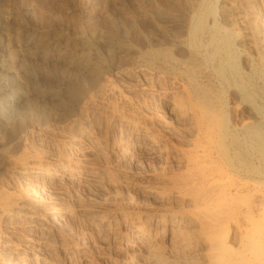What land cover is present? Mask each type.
<instances>
[{
	"label": "rangeland",
	"instance_id": "1",
	"mask_svg": "<svg viewBox=\"0 0 264 264\" xmlns=\"http://www.w3.org/2000/svg\"><path fill=\"white\" fill-rule=\"evenodd\" d=\"M180 1L173 0L172 2V0H169L168 2H171L172 4H168L167 2V5H165V2L162 0H0V56L21 84L18 98L5 100V98L0 97L1 194L2 191L4 192L6 190L8 192L20 190L17 181L10 180V177L7 175L9 174L8 171L10 170L11 165H13L12 163L15 162V159L17 161L21 158L28 157V154H37V157L39 155L42 156L41 158L40 156L38 158L42 159L43 163L50 168L53 167L54 164L58 163L60 159L62 161L63 158L68 161L70 160L71 162L75 159L78 161L79 159L81 160V153L77 147L73 146L69 151L68 149L65 150L63 144H61L63 143V135L66 133L65 131L68 130V126L64 123V120L70 115L88 116L85 123L87 127L89 126L88 129L92 131H90L91 135H93L91 136V139L96 143V145H100L103 149L101 154L95 155L96 158L93 156L95 159L91 157V159H93L92 162L94 161L93 163L98 168V172L100 174L102 173L101 175H103V173L104 175L106 173H110L109 175L106 174L105 177H103L105 180L109 181L110 185L103 179L105 184L103 183L104 186L102 187V197H100V193H98L97 199H95V202L92 203L93 205H98L100 207H98L100 210L98 213L102 212L105 216L103 221L99 222L97 219L94 220V223L98 222L97 226H93V222L92 224H89L87 217L83 212H80L78 206L80 202V204L86 203L92 205L87 202L89 193L84 189L82 183L76 181L73 182V187L71 186L68 188V190L72 192H69L66 189V193L63 196L65 198H63V202L65 205H71L72 215L69 217L71 221L69 219L65 221L63 220L64 223L61 221L62 228L60 230L64 231L63 235H65V244H67V246L74 247V250L73 252H66L67 250L63 251V249L60 250L61 248L56 245L57 239L52 236L54 231L52 232L50 230L52 233L51 238H53L55 245V251L53 250V253L50 256L51 258H49L53 259L55 257L53 261L56 260L57 264H84L83 257L88 260V264H146V262H144L145 260L143 261V259H141L143 258V255L141 257V253L137 250L138 248L132 245V243L129 245L127 243L131 222L128 220H131L132 217H139L140 220L142 218L139 223V225L142 224L139 226L140 230L143 228L142 231H146L145 233L150 237V242H152L151 246L162 252L163 255L165 254V257L170 256V251L172 249V251H177H174V253L176 252L182 256L184 255L181 260H186L187 264H190L191 262L192 264H199V259H196L195 257L191 258L188 252L196 245L197 246L192 249L201 248V242H199L197 238L192 237L196 234L195 223L193 225L192 222L189 223L190 221L188 219H184L188 218L187 216L191 215L194 211V203L189 198L192 197L191 199H194L196 197H193V195L196 193L199 194L197 190L198 184H194L198 181V178L196 175H193L197 173L199 169L198 167L192 168L190 164L188 166L185 159L187 158V155H190V153H194V155L202 153L203 147L207 150L208 155V159L206 161H202V163H205L203 164L204 168H207L208 165H210V162H219L221 166L223 165L222 167L225 171L228 170L227 175L230 177V180H224L222 185H228L233 181H235V183H240V196L238 195L239 198L234 199L233 203H236L237 206L236 204H233L235 206L233 208L235 209L234 214H239L238 212H240V221L242 224L245 223L243 216L248 213V209L250 207H252L255 211L253 214L258 215L257 208L262 205L264 206V150H262V141L260 140L261 129H264V113L262 114L264 111V75H262V73L264 74V70L262 72V69L258 68L255 59L250 57L251 62L249 61L250 63L248 62L247 64L243 57H241L242 50L238 45V37L236 36L240 33V29L238 30L236 27L232 28L230 26L228 27V32H224L221 29V25H223L221 17L216 10L213 9L218 3L217 0H190L191 2H189L192 5H190V3L186 4L187 7H185L186 5L183 3L185 0ZM240 1L241 0H238V9H240L241 5L246 7L252 3L253 5H251V7L253 6L255 11L261 9L257 0H242L243 2L241 3ZM157 3L159 4L158 6ZM168 5L176 7L175 10L178 9V12L174 10L175 12L173 11L171 13V15L173 14L172 16H165V18H152L148 15V11H150V9L156 10V8H164ZM151 6H153V8H150ZM187 8L188 10H185ZM254 10L250 9L251 15L248 13V16H244L246 21L249 20L247 23L253 20V16H255L256 13ZM190 11H192V13ZM212 12L215 15L212 16ZM239 12H237V14ZM178 13L179 17H176L178 16ZM190 13L193 15L190 16ZM239 14L243 15V13ZM169 17H171V19ZM115 18H117V20ZM130 19H132L131 21H136L134 30L136 31V34L132 31L134 35L130 33L126 37V41L129 44L127 46L128 48H114L110 53L99 37L97 38L100 40L93 37L92 33L101 31L99 32L101 34L109 21L115 20V22L118 21L119 23H124L127 21L129 22ZM184 19L187 21L185 22ZM157 23L160 25H157ZM183 26L185 27L182 28ZM145 27L146 31L143 29ZM175 27H177L176 30ZM149 31H151V33ZM28 33L33 35V39L30 43L32 44V47L31 45H28L30 42H28L26 38ZM99 33L97 36L100 35ZM174 34L175 36H173ZM139 35H141L142 38L138 37ZM152 35L153 37H151ZM129 36L135 37L129 38ZM182 36L183 39L180 38V42L184 41L181 42L182 44L180 48H175L176 45L180 44H174L176 43L175 41L178 39L177 42H179L178 37ZM156 39H158L157 41L160 39L162 42L159 41V45H157ZM167 40H171V42L169 41L167 43ZM24 43L25 46H23ZM155 43L160 47V50H162V54H153L154 51L159 48L156 47ZM163 43L165 45H163ZM26 44L30 46L29 50L33 51L39 47L44 50L46 49L45 53L42 57L40 56V58L32 52L26 57L25 55H28V53H25L27 52V48H29ZM227 46L229 48H226ZM231 46L232 48H230ZM237 46L238 48H236ZM24 47L25 49H23ZM81 47H87V49L89 47V51H87V49L86 51L92 55V58L95 60L99 57L98 73L90 71V69L86 68L82 64L83 55L80 53ZM148 47L150 50H148ZM164 47L166 48L164 49ZM174 49L177 50L175 51ZM1 50L4 51L1 52ZM22 50L24 51V54ZM166 51L169 56L166 55ZM176 52L179 53V55ZM189 52H193L198 55L202 62L201 65L203 66L201 67L200 65L201 70L199 69L195 72V79L193 83L188 80L185 72L187 67L186 65H188L187 55ZM57 54L61 56L59 57ZM185 55L187 59L185 58ZM55 56H58L60 60L55 58ZM28 57H30V61H28L29 59H26ZM62 57L63 59H61ZM150 57L152 58L150 59ZM162 57L164 59H162ZM160 60L165 63H160ZM149 63L151 64V67ZM167 64L170 65L172 69ZM246 64L249 65V67ZM199 72L200 75H198ZM32 76L35 78L33 79ZM181 78L184 83V79H186L187 83L184 84ZM193 84L195 86H200L199 89L201 90H203V88L205 91L208 90L206 92L211 96L210 99L213 100L214 97L215 103H212L213 101L210 100V105L207 104V107L211 106L215 113L218 112L217 115L215 113L214 114L217 116L215 117L218 119V121H216L219 126L222 127L217 128L222 129V133H220L222 136L218 137L217 141L216 137H214L215 143L213 140L207 141V139L202 137L204 134L201 133V131H190V126L188 125L189 122L187 123L184 121L186 120L184 115H181L182 117H180V115L177 116L172 112H169V105L167 104H169V98L171 99L173 97L174 98L171 99V101L173 100L174 102L179 101L180 99L182 101L187 100L181 105L182 107L184 106L185 109L191 107L196 102L202 106L204 105L201 103V96L198 94L194 95V93L191 92L193 90L191 89ZM101 85L104 86V88H108L109 91L106 90L107 92L105 91L106 93H104V90H100V87L102 88ZM202 85L203 88H201ZM143 87L145 88L143 89ZM187 89L188 91H186ZM183 95L184 98L182 97ZM177 97L180 99L178 100ZM259 98L262 99L263 102ZM175 99L177 100L175 101ZM196 99H198L199 102ZM28 103L33 106L31 112L32 114H27V117L20 120L19 114ZM77 103L80 104V107ZM185 103L186 105H184ZM178 104L181 103L178 102ZM81 107L82 109H85L82 110L83 114L79 111L81 110ZM259 107L260 109H258ZM77 108L80 109L78 110ZM248 109L251 115L250 113H246L248 112ZM187 110H189V108ZM259 110L262 111L259 112ZM71 111L75 112L71 113ZM119 111L122 112L119 113ZM118 113L119 115L122 113L127 115L128 113L129 116H127L128 118L130 117L129 120H133L139 128H143L145 126L147 131L149 130L148 134L150 133V136L152 135L154 139H158H155L156 142L160 141L158 142L159 145L157 144V146L154 147L157 151L147 149V144L144 143L145 138L143 139L141 133L131 130L133 129L130 128L131 122L128 123L129 126L119 123L116 120ZM89 114L91 115V118L89 117ZM252 114L259 115L253 116ZM136 116H138L140 120ZM88 118L90 119L88 120ZM136 119L138 121H135ZM260 120L263 121L260 122ZM157 121L159 122L157 123ZM205 125L207 129L208 126L207 124ZM65 126H67L66 129H64ZM204 127L205 126H203V129ZM206 129L205 131H207ZM255 130H257V132ZM195 134L198 137L195 136ZM210 134L212 135V133ZM202 140H204V142ZM58 141L60 142L58 143ZM196 142H198L201 147L203 146L202 143H205L206 146L204 145L201 148ZM195 143L197 145H194ZM58 147H60V149ZM194 147L199 149L196 150ZM216 149L218 150L216 151ZM39 150L41 153H39ZM62 155H64L63 158L60 157ZM259 157L261 160L263 158V161H259ZM227 166L228 168H226ZM189 170L191 171L188 172ZM111 179L113 180L114 185L112 184L113 182H110L112 181ZM193 186H195L194 190L186 192L188 187H190V189H188L191 190ZM174 187L178 188H176L177 192H175ZM195 190L197 192H194ZM187 194L191 195L189 196ZM39 197L42 201L47 203L49 202L46 195L39 194ZM171 216H175L176 219L171 218ZM84 218L86 220H84ZM177 218L178 220L180 218L181 219L177 221ZM49 223L50 222L48 220L46 224L48 226H52V223H50V225ZM192 225L194 228H192ZM26 226L28 227L29 223H26ZM192 229L195 230V232ZM184 231L188 233L186 234ZM192 231L193 234H191ZM184 233L188 239L191 235V240L186 241V243H182L187 240ZM105 234L108 235V238L107 240H102V238L105 237ZM182 234L183 236L180 238V235ZM37 235V232H32L31 230L30 233L25 234V236L18 235L10 241L15 248H7L0 243V251L2 249L1 252L3 256L6 259L9 258L8 260L11 261H15L16 259L19 260L22 256L23 258H27L30 254L34 255V252L40 253L39 244L37 241L32 240V238ZM178 238L179 240L177 241L176 239ZM193 238L195 241H193ZM180 239L184 240L180 241ZM188 242L194 244H191L190 246ZM182 246L184 248L188 247L187 252ZM181 248L184 250L180 251ZM3 250H5L4 253ZM137 255L140 256L138 257ZM137 258L139 259L137 260ZM192 260H195L197 263L195 261L193 263Z\"/></svg>",
	"mask_w": 264,
	"mask_h": 264
},
{
	"label": "bare ground",
	"instance_id": "2",
	"mask_svg": "<svg viewBox=\"0 0 264 264\" xmlns=\"http://www.w3.org/2000/svg\"><path fill=\"white\" fill-rule=\"evenodd\" d=\"M142 1V0H141ZM164 1L165 5H167L166 3L169 1V0H162ZM171 1V0H170ZM180 1V0H179ZM190 0H185V5L186 4H189ZM202 1V0H201ZM206 1V0H205ZM218 3L217 5L214 6V10H216V12L219 14V16L221 17V20H222V23L223 25H221V29L224 31V32H228L229 29L228 27H232V28H235L236 29H240V33H238V35H236L238 37V45L240 47V49L242 50L241 51V57H243L244 61L248 64V62L250 61V57L252 59H255L256 60V64L258 66V68L262 69V72L264 70V0H257L259 2V5L261 6V9L260 10H254V7L251 5H253V3L251 5H248L246 7H244L243 5L240 6V9H238V0H217ZM251 1V0H250ZM253 1H256V0H253ZM173 2V0H172ZM181 2V1H180ZM243 2L242 0L240 1V3ZM256 2V3H258ZM175 3V2H174ZM246 3V2H244ZM143 4V3H142ZM161 4V3H160ZM163 4V2H162ZM168 4H172L171 2H168ZM179 4V3H178ZM182 4V2H181ZM159 4L157 3V6ZM174 5V4H173ZM177 5V4H175ZM190 5H192L190 3ZM196 5V4H195ZM255 6V5H254ZM141 7V6H140ZM148 7V6H147ZM163 7V6H161ZM187 7V5L185 6ZM184 7V8H185ZM257 7V6H255ZM144 8V7H143ZM150 8H153V6H151ZM156 8V7H155ZM154 8V9H155ZM159 8V7H158ZM176 7L174 6H165L164 8H159L156 10H151L148 11V15L151 16L152 18H155V17H164L165 16H169L171 15V13L175 10ZM180 8V7H179ZM206 8V7H205ZM247 8V9H246ZM119 9V8H118ZM141 9V8H140ZM147 9V8H145ZM191 9V8H189ZM203 9V8H202ZM250 9L254 10L256 13H255V16H253V20L250 21L249 23H247V20L245 19L244 16H248L250 14ZM142 10V9H141ZM140 10V11H141ZM185 10H188L185 9ZM195 10V9H194ZM241 12H239V11ZM145 11V10H144ZM178 12V9L175 10ZM174 11V12H175ZM184 11V10H183ZM193 11V9H192ZM192 11H190L192 13ZM188 12V11H187ZM207 12V10H206ZM215 12V13H216ZM237 12L239 13H243L242 14H237ZM135 13V12H134ZM138 13V12H136ZM144 13V12H143ZM181 13V11H180ZM190 13V16H192ZM194 13V12H193ZM249 13V14H248ZM208 14V13H207ZM136 15V14H135ZM173 15V14H172ZM171 15V16H172ZM175 15V14H174ZM203 15V14H202ZM215 15L213 14L212 12V16ZM251 15V14H250ZM138 16V15H137ZM136 16V17H137ZM183 16H186V15H183ZM189 16V15H188ZM240 16V17H239ZM116 17V16H115ZM142 17V16H141ZM174 17V16H173ZM176 17H179V13H178V16ZM182 17V15H181ZM208 17V16H207ZM109 18V17H108ZM107 18V19H108ZM131 18V17H130ZM171 19V17H169ZM249 18V17H248ZM75 19V18H74ZM106 19V18H105ZM117 20V18H115ZM168 19V18H166ZM132 19H130V21L128 22H124V23H119L118 21L115 22V20L113 21H107L108 24L106 25L105 29L103 30V32L100 34L99 32L95 33V32H91L93 34V37L97 38L99 37L101 39V41L105 44V47H107L108 49V52L111 53V51L114 49V48H117V49H124L126 48L129 44L128 42L126 41V37L131 33L132 35H134L132 33L135 32L136 34V31L135 30V23L136 21H131ZM134 20V19H133ZM137 20V19H136ZM145 20V19H144ZM151 20V19H150ZM213 20V19H212ZM17 21V20H16ZM148 21V20H147ZM146 21V22H147ZM152 21V20H151ZM178 21V20H177ZM182 21V20H181ZM184 21L186 22L187 20L184 19ZM104 22V21H103ZM150 22V21H149ZM156 22V21H155ZM199 22V21H198ZM197 22V23H198ZM139 23V21H138ZM143 23V21H142ZM140 23V24H142ZM152 23V22H151ZM150 23V24H151ZM164 23V21H163ZM168 23V22H167ZM178 23V22H177ZM183 23V22H182ZM179 24V23H178ZM101 25V24H99ZM143 25V24H142ZM148 25V24H147ZM146 25V26H147ZM153 25V23H152ZM151 25V26H152ZM157 25H160L157 23ZM167 25V24H165ZM188 25V24H186ZM205 25V24H204ZM173 26V25H172ZM180 26V25H178ZM195 26V25H194ZM193 26V27H194ZM198 26V25H197ZM240 26V28H239ZM87 27V26H86ZM98 27V26H97ZM101 27V26H99ZM103 27V26H102ZM154 27V26H152ZM157 27V26H156ZM159 27V26H158ZM171 27V26H170ZM185 26H183L182 28H184ZM206 27V26H205ZM139 28V27H138ZM155 28V27H154ZM161 28V27H160ZM172 28V27H171ZM177 27H175V30H176ZM187 28V27H186ZM191 28V27H190ZM196 28V26H195ZM194 28V29H195ZM220 28V27H218ZM231 28V29H232ZM98 29V28H97ZM145 29L146 31V27L143 28ZM153 29V28H151ZM180 29V28H179ZM235 29V30H236ZM79 30V29H78ZM91 30V29H90ZM174 30V29H173ZM172 30V31H173ZM174 30V31H175ZM182 30V29H181ZM138 31V30H137ZM148 31V30H147ZM237 31V30H236ZM140 32V31H139ZM151 33V31H149ZM148 32V33H149ZM159 32V31H158ZM100 34L99 36H97V34ZM145 33V32H144ZM149 33V34H150ZM160 33V32H159ZM182 33V32H180ZM26 34V33H25ZM80 34V33H78ZM91 34V35H92ZM183 34V33H182ZM146 35V34H145ZM164 35V34H163ZM199 35V34H198ZM77 36V35H76ZM79 36V35H78ZM144 36V35H142ZM162 36V34H161ZM170 36V35H168ZM172 36V35H171ZM175 36V34L173 35ZM172 36V37H173ZM177 36V35H176ZM223 36V35H222ZM92 37V36H90ZM135 36L133 37H130L129 38H134ZM138 37H141V35H139ZM149 37V36H148ZM153 37V35L151 36ZM150 37V38H151ZM160 37V36H159ZM171 37V38H172ZM25 38V37H24ZM27 40L29 42L28 45H31L32 47V44L31 43V40L33 39V35L28 33L27 34ZM77 38V37H76ZM97 38V39H99ZM137 38V37H136ZM142 38V37H141ZM170 38V37H169ZM168 38V39H169ZM179 38V42H177V40L175 41L176 43L174 44H177V43H180L178 45H176L175 48L181 46V41L180 42V38L183 39V36L182 37H178ZM218 38V37H217ZM222 38V37H221ZM229 38V37H228ZM231 38V37H230ZM99 39V40H100ZM165 39V38H164ZM163 39V40H164ZM176 39V38H175ZM236 39V38H235ZM96 40V39H95ZM134 40V39H133ZM142 40V39H141ZM140 40V41H141ZM145 40V39H144ZM158 39H156L157 41ZM172 40V39H171ZM171 40H169L171 42ZM197 40V39H196ZM202 40V39H201ZM227 40V39H226ZM97 41V40H96ZM136 41V40H135ZM148 41V40H147ZM152 41V40H151ZM159 41L162 42V40L159 39ZM157 41V45L158 42ZM167 40V43L169 42ZM229 41V40H228ZM38 42V41H37ZM80 42V41H79ZM164 42V41H163ZM173 42V40H172ZM227 42V41H226ZM234 42V41H233ZM26 43V42H25ZM25 43L23 46H25ZM34 43V42H33ZM42 43V42H41ZM84 43V42H83ZM99 43V42H98ZM145 43V42H144ZM155 43V45H156ZM235 43V42H234ZM237 43V42H236ZM36 44V43H34ZM39 44V43H38ZM37 44V45H38ZM44 44V43H43ZM46 44V43H45ZM52 44V43H51ZM78 44V43H77ZM76 44V45H77ZM85 44V43H84ZM86 44H87V41H86ZM136 44V43H135ZM139 44V43H138ZM141 44V43H140ZM185 44V42H184ZM183 44V45H184ZM195 44V43H194ZM202 44V43H201ZM207 44V43H206ZM27 45V44H26ZM29 48H27V52L25 54L28 53V55H25L26 57L29 56L32 53H34L36 56H40L42 57L43 54L45 53V50L43 48H36L34 49L33 51L32 50H29L30 49V46H28ZM53 45V44H52ZM57 45V44H56ZM81 45V44H80ZM132 45V44H130ZM156 47H159L157 46ZM163 45H165L163 43ZM169 45V44H168ZM173 45V43H172ZM171 45V46H172ZM199 45V44H198ZM221 45V44H220ZM34 46V45H33ZM72 46V45H71ZM175 46V45H174ZM186 46V45H185ZM193 46V45H192ZM191 46V47H192ZM230 46V45H229ZM150 47V45H149ZM148 47V48H149ZM153 47V46H152ZM170 47V46H168ZM183 47V46H182ZM199 47V46H198ZM35 48V47H33ZM47 48V47H46ZM128 48V47H127ZM130 48V47H129ZM163 48V47H162ZM166 47H164L165 49ZM189 48V47H188ZM194 48V47H193ZM226 48H229L228 46ZM232 48V46L230 47ZM235 48V47H234ZM238 48V46L236 47ZM25 49V47L23 48ZM75 49V48H74ZM87 47L84 48V47H81L80 48V53L81 55H83V62L82 64L90 69V71L94 72V73H98L99 71V68H98V61H99V57H97L95 60L94 58H92V55H90L87 51H89V47L86 51ZM137 49V48H135ZM168 49V48H167ZM196 49V48H194ZM29 50V51H28ZM62 50V49H60ZM59 50V51H60ZM106 50V51H107ZM150 50V48L148 49ZM152 50V49H151ZM175 51L177 49H174ZM181 50V49H180ZM239 50V49H237ZM4 51V50H1V52ZM23 51V50H22ZM53 51V50H52ZM70 51V50H69ZM102 51V50H101ZM130 51V50H129ZM128 51V52H129ZM186 51V50H185ZM193 51V50H192ZM199 51V49H198ZM61 52V51H60ZM150 52V51H148ZM169 52V50H168ZM172 52V51H171ZM188 52V51H187ZM48 53V52H47ZM151 53V52H150ZM162 50H160V47L156 49V51H154V55L155 54H162ZM167 56L168 53L167 51L165 52ZM175 53V52H174ZM177 53V52H176ZM184 53V52H183ZM227 53V52H226ZM239 53V51H238ZM23 54H24V51H23ZM22 54V56H23ZM53 54V53H52ZM130 54V53H129ZM134 54V53H133ZM137 54V53H135ZM145 54V53H144ZM179 55V53H177ZM182 54V53H181ZM187 54V53H186ZM202 54V53H201ZM59 57L61 55L57 54ZM76 55V54H75ZM77 55H78V52H77ZM143 55V54H142ZM165 55V54H164ZM173 55V54H172ZM33 56V55H32ZM31 56V57H32ZM45 56V55H44ZM56 57L57 59L60 60L59 57ZM66 56V54H65ZM96 56V55H95ZM121 56V55H120ZM146 56V55H145ZM157 56V55H156ZM184 56V55H182ZM188 56V65H186V77H188V80H190L192 83L194 82V75H195V72L197 70L200 69V65L202 64L201 62V59L198 55H196L195 53L193 52H189V54L187 55ZM201 56V55H200ZM4 57V56H3ZM47 57V56H46ZM68 57V56H67ZM71 57V56H70ZM79 57V56H78ZM125 57V56H124ZM129 57V56H128ZM131 57V56H130ZM158 57V56H157ZM172 57V56H171ZM203 57V56H202ZM201 57V58H202ZM30 57L26 58V59H29ZM65 58V57H64ZM109 58V57H108ZM111 58V57H110ZM133 58V56H132ZM152 57H150L151 59ZM156 58V57H155ZM174 58V57H173ZM185 58L187 59L186 55H185ZM24 59V57H23ZM56 59V60H57ZM63 59V57L61 58ZM94 59V60H93ZM124 59V58H123ZM127 59V57H126ZM162 59H164L162 57ZM5 60V59H4ZM33 60V59H32ZM31 60V61H32ZM35 60V59H34ZM154 60V59H153ZM152 60V61H153ZM157 60V59H156ZM170 60V59H169ZM175 60V59H174ZM178 60H181V59H178ZM177 60V61H178ZM183 60V59H182ZM203 60V59H202ZM254 60V61H255ZM30 61V59L28 60ZM54 61V60H53ZM52 61V62H53ZM81 61V60H80ZM159 61V60H157ZM166 61V60H165ZM242 61V59H241ZM7 62V61H6ZM34 62V61H33ZM150 62V60H149ZM162 62V60H160V63ZM175 62V61H174ZM204 62V61H203ZM251 62V61H250ZM249 62V63H250ZM253 62V61H252ZM24 63V62H23ZM21 63V64H23ZM38 63V62H37ZM45 63V62H44ZM56 63V62H55ZM102 63V61H101ZM154 63V61H153ZM152 63V65H153ZM162 63H165V62H162ZM171 63V62H170ZM186 63V62H185ZM243 63V62H242ZM26 64V63H25ZM53 64V63H52ZM119 64V63H118ZM121 64V63H120ZM158 64V62H157ZM206 64V63H205ZM246 64V65H247ZM31 65V64H30ZM33 65V64H32ZM80 65V64H79ZM150 67H151V64L149 63ZM165 65V64H164ZM168 65V64H167ZM173 65V64H172ZM179 65V64H178ZM245 65V64H243ZM254 65V63H253ZM29 66V65H28ZM159 66V65H158ZM157 66V67H158ZM162 66V65H160ZM169 67H171L170 65H168ZM227 66V65H226ZM249 67V65H247ZM246 66V67H247ZM21 67V66H20ZM156 67V68H157ZM165 67V66H164ZM167 67V66H166ZM201 67H203L201 65ZM26 68V67H25ZM28 68V67H27ZM160 68V67H158ZM255 68V66H254ZM60 69V68H59ZM83 69V67H82ZM172 69V67H171ZM170 69V70H171ZM178 69V68H177ZM204 69V68H203ZM79 70V69H78ZM158 70V69H157ZM156 70V71H157ZM162 70V69H161ZM168 70V69H167ZM169 70V71H170ZM183 70V68H182ZM181 70V71H182ZM201 70V69H200ZM237 70V69H236ZM86 71V70H84ZM104 71V70H103ZM232 71V69H231ZM259 71V70H258ZM22 72V71H21ZM184 72V71H183ZM204 72V71H203ZM202 72V74H203ZM209 72V71H208ZM228 72V71H227ZM236 72V71H235ZM261 72V71H259ZM36 73V72H35ZM93 73V75H94ZM205 73V72H204ZM185 74V73H184ZM201 74V75H202ZM206 74V73H205ZM47 75V74H46ZM180 75V74H179ZM200 75V72L199 74ZM207 75V74H206ZM262 75H264L262 73ZM96 76V75H95ZM178 76V75H177ZM222 76V75H221ZM33 77V76H32ZM97 77V76H96ZM182 77V76H180ZM179 77V78H180ZM209 77V76H208ZM213 77V76H212ZM22 78V76H21ZM35 77H33L34 79ZM177 78V77H176ZM225 78V77H224ZM178 79V78H177ZM49 80V79H48ZM182 80V78H181ZM180 80V81H181ZM185 80V83L186 82V79ZM32 81V80H31ZM59 81V80H58ZM183 81V80H182ZM196 81V80H195ZM55 82V81H54ZM252 82V81H251ZM32 83V82H31ZM30 83V84H31ZM184 83V81H183ZM184 83V84H185ZM209 83V82H208ZM39 84V83H37ZM63 84V83H62ZM98 84V83H97ZM20 81L15 77V75L13 74V72L11 71V69L8 67V65L1 59V56H0V97H3L5 98V100H8V99H15V98H18L19 94H20ZM25 85V84H24ZM32 85V84H31ZM100 85V84H99ZM98 85V86H99ZM27 86V85H26ZM57 86H60V85H57ZM102 86V85H101ZM193 86V87H192ZM191 86V89H193L191 92L194 93V95L198 94L201 96L202 98V102L204 105V107L200 104H197L195 103L194 105H192L191 107H188L189 110L185 109L184 106L182 107L181 105L187 101H182L179 97L178 100L179 101H176L177 99H175L176 102H174L173 100L171 101V99L173 98H169V112H172L174 115H177L180 117H182L181 115H184L185 116V119L184 121H186L187 123L189 122V126H190V131L193 130V131H197V132H200L204 134V137L205 139H207V141H212L213 142L215 141L214 140V137H216V141L218 139V137L222 136L220 135L221 130L222 129H217V128H222L221 126H219L218 124V119L216 118L217 116V113H215L211 106L207 107V104L210 103V100L213 101L212 103H215L214 102V97H213V100L210 99L211 96L208 95V93L206 91L208 90H204L203 88V85L201 88H203V90L199 89L200 86H195L194 84ZM219 86V85H218ZM32 87V86H31ZM206 87V86H205ZM104 86H102V88L100 87V90H104L103 92L106 93L107 91H109L108 88H104ZM145 87H143L144 89ZM148 88V87H147ZM207 88V87H206ZM48 89V88H47ZM107 90V91H106ZM149 90V89H148ZM212 90V89H210ZM223 90V89H222ZM98 91V90H97ZM106 91V92H105ZM147 91V90H146ZM188 91V89L186 90ZM214 91V89H213ZM102 92V91H101ZM64 93V92H63ZM183 93V92H182ZM188 93V92H187ZM223 93V92H222ZM260 93V91H259ZM166 94V93H165ZM246 94V93H245ZM254 94V93H253ZM35 96V95H34ZM86 96V95H85ZM168 96V95H167ZM188 96V95H187ZM193 96V95H192ZM199 96V97H200ZM234 96V95H233ZM246 96V95H245ZM261 96V95H259ZM264 96V95H263ZM261 96V97H263ZM48 97V96H46ZM50 97V96H49ZM58 97V96H57ZM82 97V96H81ZM88 97V96H87ZM171 97V96H169ZM184 98V95L182 96ZM191 97V96H190ZM188 97V98H190ZM255 97H256V94H255ZM83 98V97H82ZM90 98V97H89ZM187 98V99H188ZM192 98V97H191ZM52 99V98H51ZM60 99V98H59ZM86 99V98H84ZM92 99V98H91ZM251 99V98H250ZM260 99V98H259ZM193 100V99H192ZM198 100V99H196ZM195 100V101H196ZM252 100V99H251ZM262 100V99H260ZM37 101V100H35ZM63 101V100H62ZM85 101V100H83ZM82 101V102H83ZM88 101V100H86ZM189 101V99H188ZM256 101H257V97H256ZM51 102V101H50ZM81 102V101H80ZM79 102V103H80ZM178 102H180L181 104H178ZM199 102V100H198ZM252 102V101H251ZM263 102V100H262ZM25 103V102H24ZM27 103V102H26ZM52 103V102H51ZM77 103V105L79 104ZM167 103V102H166ZM177 103V104H176ZM189 103V102H187ZM254 103V102H253ZM259 103V102H258ZM30 103L26 104V107L23 109V111L21 110L20 114H19V117H20V120H23L24 117H27V114H30L32 112V109H33V106L32 104L29 105ZM55 104V102H54ZM66 104V103H65ZM74 104V103H73ZM82 104V103H81ZM224 104V103H223ZM35 105V104H34ZM71 105V104H70ZM76 105V104H75ZM89 105V104H87ZM94 105V103H93ZM91 105V106H93ZM186 105V103L184 104ZM210 105V104H209ZM212 105V104H211ZM214 105V104H213ZM58 106V105H57ZM67 106V105H66ZM83 106H84V103H83ZM82 106V107H83ZM90 106V105H89ZM262 106V104H261ZM260 106V107H261ZM49 107V106H48ZM70 107V106H68ZM67 107V108H68ZM79 107H80V104H79ZM81 107V110H78L81 111V113L83 112L82 110H85V109H82ZM186 107V106H185ZM215 107V106H214ZM254 107V106H253ZM260 107L258 109H260ZM58 108V107H56ZM60 108V107H59ZM66 108V109H67ZM245 108V107H244ZM262 108V107H261ZM247 109V108H245ZM257 109V108H256ZM257 109V111H258ZM64 110V109H63ZM88 110V109H86ZM95 110V108H94ZM254 110V109H253ZM264 110V109H263ZM46 111V110H45ZM55 111V110H54ZM89 111V110H88ZM86 111V112H88ZM251 111V110H250ZM262 111V110H259V112ZM75 112V111H73ZM71 111V113H73ZM78 112V111H77ZM122 112V111H121ZM119 111V113H121ZM56 113V112H55ZM118 113V116H116V120L121 123V124H126L128 125V123L131 122V127L130 128H133L131 130L137 132V133H141V135L143 136V139H144V143L147 144V149L151 150V151H157L154 149L155 146H157L158 142L160 141H155V139L152 137V135L150 136L148 134V131L147 129L145 128V126L143 128H139L137 126V124L133 121V120H129L128 116L129 114L127 113V115L125 114H121L119 115ZM216 115H215V114ZM246 113H250L249 112V109H248V112ZM257 113V112H256ZM264 113V111L262 112V114ZM32 114V113H31ZM69 114V113H68ZM83 114V113H82ZM254 114V113H253ZM252 114V115H253ZM48 115V113H47ZM52 115V114H51ZM66 115V114H65ZM64 115V116H65ZM79 115V114H78ZM90 115V114H89ZM132 115V114H131ZM172 115V114H171ZM251 115V113H250ZM256 115V114H255ZM253 115V116H255ZM259 115V114H258ZM256 115V116H258ZM35 116V115H33ZM54 116V115H53ZM61 116V115H60ZM69 116V115H68ZM96 116V114H95ZM135 116V115H134ZM216 116V117H215ZM251 116V117H253ZM261 116V115H260ZM87 117L88 116H85V115H79V116H72L70 115L68 118H65L64 120V117H63V120L65 121L64 123L67 124L68 126V130L65 131L66 133L63 135V147L66 149H68L70 151V148L75 146L79 149V152L81 153V160L79 159V161L77 159V161H73L71 162L70 160H65L63 158L64 155L60 156L61 158H63V160L61 161V159L58 161V163L54 164L53 167H48L46 166L42 159H40L42 156H40V158H38L36 155L37 154H28L29 156L26 157V158H21L19 160L16 161L15 159V162L12 163L13 165H11L10 167V170L8 168V172L9 174H7L9 177H10V180H14V181H17V183L19 184V191L17 190H13V191H2V194L0 192V240L2 243L1 245H4L6 246L7 248H15L14 245H12L10 243L11 239L18 236V235H22V236H25V234L27 233H30V230L32 232H37L38 235L36 237H33L32 240L34 241H37V243L39 244L40 246V253H35L34 252V255H31L28 256L27 258H23L20 257L19 260L16 259L15 261H11V260H8L6 259L3 254H2V249L0 251V264H57L56 263V260L53 261V259H50L52 253H53V250L55 251V245H54V241H53V238H51V235L52 233L50 232V230L53 232L54 231V234L52 236H54L56 239H57V247L61 248L60 250L63 249V251H66V252H73L74 250V247L72 246H67V244H65V235L64 234V231L63 230H60L62 227V222L61 221H65L67 219H69V217H71L72 215V208L69 206V205H65L64 204V194L66 193V189L68 190L69 187H71L73 185V182H81L82 185L84 186V189L89 193V198H88V201L90 204H92L93 202H95V199H97L98 197V193H100V197H102L101 193L103 192L102 191V187L104 186L103 183H104V178L105 175L107 174L106 171L105 175L103 173V175H101L99 172H98V168L94 165V161L92 162L93 159L96 158L95 155L97 154H101L102 152V148L100 147V145L98 146V144L96 145L95 142H93V140L91 139V130L88 129L85 121L87 120ZM91 118V115L89 116ZM100 117V116H99ZM132 117V116H131ZM138 117V116H136ZM143 117V116H141ZM176 117V116H175ZM179 117V118H180ZM250 117V118H251ZM55 118V117H54ZM60 118V117H59ZM58 118V119H59ZM88 118V120L90 119ZM115 118V117H114ZM139 118V117H138ZM160 118V116H159ZM177 118V117H176ZM216 118V119H215ZM62 119V117H61ZM133 119V118H132ZM33 120V119H32ZM53 120V119H52ZM60 120V119H59ZM96 120V119H95ZM140 120V118H139ZM188 120V121H187ZM217 120V121H216ZM29 121V120H28ZM56 121V119H55ZM135 121H138L137 119ZM143 121V120H142ZM160 121V120H159ZM157 121V123L159 122ZM245 121V120H243ZM263 121V120H260V122ZM22 122V121H21ZM161 122V121H160ZM185 122V123H186ZM264 122V121H263ZM262 122V124H263ZM53 123V122H52ZM62 123V122H61ZM63 123V124H64ZM186 123V124H187ZM56 124V123H55ZM64 124V125H65ZM113 124V123H112ZM118 124V123H116ZM207 124V129H206V125ZM19 125V124H18ZM163 125V124H162ZM161 125V126H162ZM187 125V127H188ZM259 125V124H257ZM64 127V129H66V127ZM92 126V125H91ZM129 126V125H128ZM203 126L204 129H203ZM247 126V125H246ZM254 126V125H253ZM264 126V125H263ZM62 127V126H61ZM111 127V126H110ZM164 127V126H162ZM251 127V126H249ZM257 127V126H256ZM259 127V126H258ZM262 127V125H261ZM260 127V128H261ZM188 129V128H187ZM203 129V131H202ZM205 129L207 131H205ZM254 129V128H253ZM259 129V128H258ZM249 130V129H248ZM91 131V132H90ZM257 132V130H255ZM63 132V131H62ZM121 132V131H120ZM227 132V131H226ZM250 132V131H249ZM133 133V132H132ZM208 133V134H207ZM212 133V135L210 134ZM252 133V132H251ZM253 133H254V130H253ZM61 134V133H60ZM134 134V133H133ZM200 134V133H199ZM207 134V135H205ZM137 135V134H135ZM253 135V134H252ZM195 136H197L195 134ZM62 137V136H61ZM198 137V136H197ZM224 137V136H223ZM93 138V137H92ZM200 138V137H199ZM259 138V136H258ZM139 140V139H138ZM146 140V141H145ZM158 140V139H156ZM160 140V139H159ZM197 140V139H196ZM199 140V139H198ZM224 140V139H223ZM253 140V139H252ZM260 140L262 141L261 142V147H262V150H264V129L262 128L261 129V136H260ZM204 142V140H202ZM60 141H58L59 143ZM201 142V141H200ZM206 142V141H205ZM253 142V141H252ZM143 143V144H144ZM194 143V142H193ZM198 143V142H196ZM194 144V145H197V144ZM207 143V142H206ZM215 143V142H214ZM219 143V142H218ZM142 144V143H141ZM203 146L205 145V143H202ZM212 144V143H210ZM230 144V143H229ZM56 145V144H55ZM159 145V144H158ZM193 145V146H194ZM198 145H200L198 143ZM218 145V144H217ZM216 145V146H217ZM221 145V144H219ZM225 145V144H224ZM202 146V147H203ZM206 146V145H205ZM54 147V146H53ZM100 147V148H99ZM201 147V145L199 146ZM201 147V148H202ZM223 147V145H222ZM60 149V147H58ZM57 148V150H58ZM63 148V149H64ZM197 149V147H194ZM224 148V147H223ZM222 148V149H223ZM36 149V148H35ZM34 149V150H35ZM215 149V148H214ZM220 149H221V146H220ZM33 150V149H32ZM38 150V148H37ZM64 150V151H65ZM191 150V149H190ZM194 150V149H193ZM195 150V151H196ZM209 150V149H208ZM218 149H216L217 151ZM40 151V150H39ZM62 151V152H64ZM183 151V150H182ZM199 151V150H198ZM30 152V151H29ZM34 152V151H33ZM59 152V151H58ZM66 152V151H65ZM104 152V151H103ZM226 152V151H225ZM41 153V151L39 152ZM187 153V152H185ZM224 153V152H223ZM259 153V152H258ZM263 153V151H262ZM26 154V153H25ZM65 154V153H64ZM151 154V153H149ZM219 154V153H218ZM264 154V153H263ZM262 154V155H263ZM187 155V154H185ZM254 155V153H253ZM259 155V154H258ZM261 155V157H262ZM71 156V155H70ZM95 156V158L93 157ZM218 156V155H217ZM79 157V156H78ZM91 157L93 159H91ZM181 157V156H180ZM210 157V155H209ZM118 158V157H117ZM184 158V157H183ZM182 158V159H183ZM212 158V157H211ZM14 159V158H13ZM67 159V157H66ZM73 159V158H72ZM199 159H202V160H199ZM208 159V155H207V150L203 147L202 149V153L200 154H197V155H194V153H190V155H187V158L185 159L186 163L190 164V166L193 168V167H198V172L193 174V175H196L197 178H198V181H196L194 184H198L197 186V190L199 192V194H196L193 195V197H196L194 199H191L189 198L190 200H192V202L194 203V206H193V212L191 213V215L187 216L188 218H184V219H188L189 223H195V227H196V234H194L195 236H192V237H195L197 238V240H199V242H201V248L199 249H192L196 246H193L188 252H189V255L191 256V258H196V259H199V264H264V206L262 205L261 207H258L257 208V211H258V215H254L253 213L255 212L253 210L252 207H250L248 209V213L245 214L243 216V219L245 221L244 224L241 223L240 221V212H238L239 214H234V211L235 209L233 207H235L233 204H236V203H233L234 199L235 198H239L238 195L240 196V183H235V181L231 182L230 184L228 185H222V183L224 182V180H230V177L227 175V171L224 170V168L219 164V162H210V165H208V167L204 168V165L205 163H202V161H206ZM213 160V159H212ZM230 160V159H229ZM8 161V160H7ZM13 161V160H12ZM211 161V160H210ZM259 161H263V158L262 160L260 159L259 157ZM183 162H184V159H183ZM185 163V162H184ZM212 163V164H211ZM206 166V165H205ZM228 168V166L226 167ZM187 169V168H186ZM189 169V168H188ZM191 169V168H190ZM100 171V170H99ZM191 170H189L188 172H190ZM7 172V173H8ZM185 172V171H184ZM194 172V170H193ZM187 173V172H186ZM229 173V172H228ZM231 173V172H230ZM110 173H108L107 175H109ZM188 174V173H187ZM238 175V174H237ZM111 176V175H110ZM186 176V175H185ZM109 177V176H108ZM112 177V176H111ZM187 177V176H186ZM185 177V178H186ZM190 177V176H188ZM232 177V176H231ZM177 178V177H176ZM196 178V177H195ZM104 179V180H103ZM182 179V178H181ZM190 179V178H189ZM110 180V179H108ZM112 180V179H111ZM115 180V179H114ZM192 180V179H191ZM190 180V181H191ZM196 180V179H194ZM107 182V184H109V181L105 180ZM185 181V180H183ZM189 181V182H190ZM111 183L113 182L110 181ZM181 182V180H180ZM80 183V184H81ZM179 183V182H178ZM177 183V184H178ZM192 183V185H193ZM75 184V183H74ZM105 184V183H104ZM114 185V182L112 183ZM111 184V185H112ZM180 184V183H179ZM183 184V182H182ZM188 184V182H187ZM186 184V185H187ZM110 185V184H109ZM185 185V186H186ZM173 186V185H172ZM189 186V185H188ZM73 187V186H72ZM183 187V185H182ZM187 187V186H186ZM195 186H193V188L190 189V187L187 188L186 192H190L192 190H194ZM175 188V187H174ZM177 188V187H176ZM175 188V192H177V189ZM181 188V187H179ZM105 189V188H104ZM182 189V188H181ZM179 189V190H181ZM73 190V189H72ZM185 190V189H184ZM17 191V192H16ZM39 191V193H38ZM69 191V190H68ZM67 191V193H68ZM243 191V190H241ZM69 192H72V191H69ZM106 192V191H104ZM151 192V191H150ZM194 192H197L196 190ZM39 194H44L47 196V198L49 199V202H44L41 200V198L39 197ZM104 194V193H103ZM181 194V193H180ZM179 194V195H180ZM186 194V193H185ZM187 195H191V194H187ZM186 196V195H185ZM71 197V195H70ZM182 197V196H181ZM64 198V199H63ZM44 200V199H43ZM74 200V199H73ZM84 202V201H83ZM191 202V203H192ZM236 202V201H235ZM81 203V202H80ZM78 204L79 206V209H80V212H83L84 215L87 217V220H88V223L89 224H92L93 222V226H97L98 225V222L97 223H94L95 221L94 220H99L100 221H103L105 216L103 215V213H98L100 210H99V206L98 205H89V204ZM192 203V204H193ZM264 203V202H263ZM95 204V203H94ZM261 204V203H260ZM259 204V205H260ZM189 205V204H187ZM191 206V205H190ZM237 206V204H236ZM99 207V208H98ZM78 208V207H77ZM237 209V208H236ZM239 209V208H238ZM75 210V209H74ZM192 211V210H191ZM189 211V212H191ZM76 213V212H75ZM125 214V213H124ZM186 214V213H185ZM77 215V213H76ZM79 215V214H78ZM83 215V216H84ZM127 215V214H126ZM125 215V216H126ZM170 215V214H169ZM174 215V214H173ZM82 216V217H83ZM124 216V217H125ZM135 216V215H134ZM177 216V215H176ZM179 216V215H178ZM182 217V216H180ZM185 217V216H184ZM74 218V217H73ZM171 218L173 219H176L175 216H171ZM76 219V218H75ZM79 219V218H78ZM181 219V218H180ZM179 219V220H180ZM49 220L50 223H52V226H48L46 223L47 221ZM70 220V219H69ZM83 220V219H82ZM84 220H86L84 218ZM142 220V218H141ZM140 218L139 217H132L131 220H128V221H131L130 222V227H129V236H128V239H127V243L128 245L132 243V245L136 246L138 249V251L141 253V257L143 255V261L146 262V264H187L186 260H181L183 258L182 255L176 253L177 251L176 250H173L171 249L170 251V256L169 257H165L163 255L162 252H160L159 250H157L155 247L153 248L151 246V243L150 240H149V236L142 230H140L139 226V223L141 222ZM178 218H177V221H179ZM63 221V223H64ZM71 221V220H70ZM80 221V220H79ZM126 221V220H125ZM172 221V219H171ZM176 222V221H175ZM174 222V223H175ZM26 223H29V228L26 226ZM49 223V225H50ZM69 223V222H67ZM73 223V222H71ZM127 223V222H126ZM179 223V222H178ZM177 223V224H178ZM28 225V224H27ZM31 225V226H30ZM100 225V224H99ZM174 225V224H173ZM192 225V226H193ZM176 226V225H175ZM31 227V228H30ZM52 227V228H51ZM64 227V226H63ZM66 227V226H65ZM92 227V225H91ZM178 227V225H177ZM177 227H174V228H177ZM190 227V226H189ZM100 228V227H99ZM98 228V229H99ZM194 228V226L192 227ZM53 229V230H52ZM101 229V228H100ZM181 229V228H179ZM29 230V231H28ZM193 230V229H192ZM63 231V233H62ZM176 231V230H175ZM181 231V230H179ZM187 231V230H185ZM184 231V232H185ZM195 232V230H193ZM193 231L191 234H193ZM96 232V231H95ZM174 232V230H173ZM172 232V233H173ZM186 233V232H185ZM184 233V234H185ZM188 233V232H187ZM186 233V234H187ZM185 234V236H186ZM104 235V234H103ZM110 235V234H109ZM177 235V234H176ZM175 235V236H176ZM183 236L180 235V238ZM187 237V236H186ZM185 237V238H186ZM102 238V236H101ZM108 238V235L105 234V237L102 238V240H107ZM175 238V237H174ZM184 238V237H183ZM190 238H191V235H190ZM188 239L187 237V240H185V242H182V243H186V241H190L191 239ZM194 239V238H193ZM192 239V240H193ZM177 241L179 240L176 239ZM184 240V239H183ZM180 239V241H183ZM56 241V240H55ZM175 241V240H174ZM195 241V239L193 240ZM198 242V241H196ZM180 243V242H178ZM189 243V242H188ZM187 243V245H188ZM177 244V243H176ZM191 244H194V243H189V245L191 246ZM155 245V244H154ZM186 245V246H187ZM38 246V247H39ZM177 246V245H176ZM184 246V245H183ZM182 246V247H183ZM199 246V244H198ZM2 248V246H1ZM184 248V247H183ZM181 248L180 251L186 249V252H187V248ZM4 249V248H3ZM38 249V248H37ZM58 249V248H56ZM159 249V248H158ZM5 250H3V253H4ZM174 251H176L174 253ZM75 252V251H74ZM168 252V251H167ZM61 253V252H60ZM10 254V253H9ZM74 254V253H73ZM139 254V253H137ZM25 255V254H24ZM168 255V253H167ZM187 255V254H186ZM84 256V255H83ZM138 256V255H137ZM136 256V257H137ZM140 256V255H139ZM138 256V257H139ZM50 257V258H49ZM73 259V258H72ZM135 259V258H134ZM139 258H137L138 260ZM83 260H84V264H88V260L83 257ZM134 261V260H133ZM142 261V260H141ZM190 261V260H189ZM193 261V260H192ZM195 261V260H194ZM193 261V263H194ZM196 262V261H195ZM75 263V262H74ZM134 263V262H133ZM137 263V262H136ZM189 263V262H188ZM197 263V262H196ZM192 264V262L190 263Z\"/></svg>",
	"mask_w": 264,
	"mask_h": 264
}]
</instances>
